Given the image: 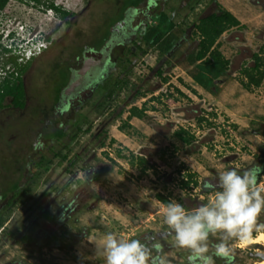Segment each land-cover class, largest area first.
<instances>
[{
	"label": "rangeland",
	"instance_id": "obj_1",
	"mask_svg": "<svg viewBox=\"0 0 264 264\" xmlns=\"http://www.w3.org/2000/svg\"><path fill=\"white\" fill-rule=\"evenodd\" d=\"M58 1L73 14L64 19L55 11L12 5L25 9L26 22L37 23L38 36H48L51 44L21 68L26 106L14 108L9 96L0 108V214L10 213L0 228V264H102L95 258L94 243L107 232L124 238L159 236L157 241L169 248L166 264H176L187 252L175 247L170 236L160 237L166 234V203L156 198L157 193L192 207L212 196L203 182L213 181L218 172L264 168V80L250 89L242 84L243 68L253 63V54L260 53L264 61V0L158 1L147 12L149 17L138 19H146L145 33L160 22V11L171 13L164 5L168 4L174 9L175 29L187 32L183 44L164 51L160 42L141 41L140 49L135 42H124V53L130 45L137 51L132 63L120 61L108 47L110 61L116 63L104 84L93 90L88 85L61 111L53 98L67 81L70 67L80 66L77 58L83 48L100 47L122 18L125 5L141 0ZM215 1L241 23L218 39L230 61L223 71L215 63L192 60L199 39L194 23L216 9ZM160 66L161 75L156 73ZM112 88L115 92L108 98ZM132 106H144V117L128 119ZM59 128L65 132L60 138ZM180 129L194 135L191 144L176 136ZM132 155L148 159L146 170L137 158L136 165L131 164ZM189 173L198 185L184 183ZM46 209L59 222L53 224L40 214ZM263 219L264 214L258 223ZM49 226L55 227L59 240L51 242ZM217 240L210 238V247ZM243 241L230 242L231 264L264 259L263 246Z\"/></svg>",
	"mask_w": 264,
	"mask_h": 264
},
{
	"label": "clouds",
	"instance_id": "obj_2",
	"mask_svg": "<svg viewBox=\"0 0 264 264\" xmlns=\"http://www.w3.org/2000/svg\"><path fill=\"white\" fill-rule=\"evenodd\" d=\"M49 10L55 11L54 8ZM28 32L18 27L0 31V43L7 51V57L20 54L16 52L22 49ZM37 40L34 36L33 42ZM2 75L7 77L6 71ZM262 179L264 168L260 166L243 171L227 169L218 172L213 181H205V190L212 192L206 203L187 207L170 201L165 205L166 235L171 237L175 247L186 250L185 264H214V257L231 264L230 241L245 240L254 231L264 230V223H258L264 214ZM212 237H218V240L210 247ZM94 244L95 258L102 260V264H166L163 245L158 241L149 247L141 239L107 232Z\"/></svg>",
	"mask_w": 264,
	"mask_h": 264
},
{
	"label": "flooded vegetation",
	"instance_id": "obj_3",
	"mask_svg": "<svg viewBox=\"0 0 264 264\" xmlns=\"http://www.w3.org/2000/svg\"><path fill=\"white\" fill-rule=\"evenodd\" d=\"M55 1L56 0H41V1H37V0H0V31L4 30L6 28H16V27L19 28L20 26H22V27H24V29H27V30H30L29 28H31V30H34L35 34L38 35L39 28L37 29V27H39V25L37 23L35 25H33V24L30 25L28 23L29 21L26 22L27 18L24 17V14H27L25 9L22 11L16 10L17 7L12 6V5H13V3L17 2L19 5H22L25 8L27 7V9L32 8V9H35V10L40 11L42 13H46L47 11H49V9L53 8V7H51V3L55 5ZM158 1H160V0H154V1L153 0H141L137 6H132V7L131 6H127V7L125 6L124 7L125 10H124V14H122V18L119 20V22H117L115 24L117 27L113 28L115 25L112 26L108 35L106 36V39L102 42L101 46L96 48L94 46H87L86 45L83 48V52H82L83 54H81V57L77 58V62L78 63L80 62V66L78 68H75V67L73 68L72 66L70 67L69 75L67 78V83L64 86H62L61 90L59 92H57L53 98L55 105L59 107L60 111L63 110L64 108L71 106V102L73 100L77 99V94H79L81 91H83V89H86L88 85H92V90H93V89H95L94 87H96V85L98 86L99 84L100 85L104 84L103 79L107 75L106 74L107 71L109 70L110 66H112L113 64L116 63L115 60L110 61V57L107 54L108 49L110 47L114 48L113 50L117 53V55H119L118 57H121L120 61H124V63L127 62L126 59L128 57H129L128 59L133 60V57L137 56V51H135L134 46L130 45L129 48H131L136 53V55H133V53L127 52V50L124 53L122 51V50H124V47L122 46V44H124V42H127V41L128 42L131 41V43L132 42L138 43V41L141 39V35L144 34L145 30L147 29L146 25L148 26L147 22L145 21L146 16L149 17V15H147V12L148 11L152 12L153 9H151V7L156 6ZM161 1H165V0H161ZM164 5L167 6V10L170 11L172 8V11H174L173 7L168 6V4H164ZM60 8L62 10H67V9H65V7H62V6H60ZM67 11H68L67 16L73 14L71 12V10H67ZM61 12L62 11H60V14H61ZM163 12H166V11L162 10L159 12V14L161 15ZM133 14L136 18L133 17ZM140 15L142 17H145V18L138 20ZM152 15L157 16L158 13L154 12ZM67 16H65L64 19ZM133 18H135V19H133ZM133 20L134 21L138 20V21L134 22ZM156 24L151 25V26L154 27ZM195 25H196V23H194V28H195ZM119 26H121L122 28H119ZM149 29H151V27H149ZM122 30H124V31H122ZM137 35H138L139 40L136 39ZM186 35H187V32H186V30H184L183 34L179 37V39L177 41H175V43L171 47V48H174V51L183 44L182 42H184L183 40H184V38H186ZM30 36H33V38H34L33 34ZM47 37L48 36H46L45 39L48 41V45H47V48H45L43 50V52L46 51L49 48V45L51 44L50 43L51 41H49L47 39ZM122 38H124V39L122 40ZM189 38H191V37H189ZM139 42H141V41H139ZM144 42H146V41L144 40ZM108 45H110V46H108ZM120 45L122 47H120ZM6 55H7V51L2 47V45L0 43V88H1L4 80L6 79V77H2L3 76L2 73L5 71H6L7 76H10L12 73L13 76H10V77L12 79H16L17 83L22 82V84L24 86V91H25V105L23 107H16L15 105H13L12 98H11L12 106L14 108H21L22 109L26 106L27 92H26V87H25V81L23 78V74L25 73V71H22L20 68L23 65H27L31 60L39 57L40 55L35 56L33 59L26 61V62H19L17 60V64L14 63V61H8V57ZM173 56H174V54L172 53L171 57H173ZM10 67H11V69L9 70ZM161 67L162 66L158 67V69L156 70L157 74L161 70ZM7 97H9V96H5V98L3 99L2 107L5 106L4 101ZM2 107H0V108H2ZM71 138H72V136H71ZM205 181H209V180H205ZM6 203H7V201H6ZM67 206H70V203ZM65 210L67 211V209H65ZM70 211H68L67 214L71 213ZM40 214H44L46 219H50L51 221H53V224H55L56 222H59V220H57V219H60V218H58V216H55V215L49 213L48 209L43 210ZM67 214H66V216L68 217ZM60 217H62V216H60ZM48 228L51 231V233H53V230L55 227L53 228L52 226H49ZM55 233H56V231L53 233V239L54 240L51 242L59 240V238L56 236ZM156 237H159V236L152 235V233H147V234L142 235L139 239H141L143 242L148 244L150 247L152 242H157ZM160 237H162V239H167L166 234H164ZM30 239H31L30 237L27 238V240H30ZM51 242H49V244ZM158 242L163 245V250L165 253L169 248L165 245V243H163L161 241H158ZM186 256H187V253L183 254L182 255V257H183L182 261L177 262L176 264H185ZM214 260H215L216 264H227L226 260H221V258H219V257H214Z\"/></svg>",
	"mask_w": 264,
	"mask_h": 264
},
{
	"label": "trees",
	"instance_id": "obj_4",
	"mask_svg": "<svg viewBox=\"0 0 264 264\" xmlns=\"http://www.w3.org/2000/svg\"><path fill=\"white\" fill-rule=\"evenodd\" d=\"M37 1H41V0H37ZM215 3H216V9H214L213 11H211L206 15L199 17L198 22L195 25V33L199 36V39L197 43V49L192 57V60L204 61L205 63H215L219 67V69L223 71L229 67L230 61L227 58H225L223 53L220 51V47H219L220 43L218 42V39L225 31L229 30L232 27L239 26L241 23L240 20L230 10L226 9L216 1ZM138 4L139 3L134 4L133 6H137ZM125 6L127 7L132 5H125ZM51 7H53L57 13H60V11H62L61 16L63 18L68 14L67 10H62L60 7H57L52 3H51ZM170 12H172V8ZM171 16H172L171 13L163 12L160 17V22H158L154 27H151V29H149L150 31H147L146 33L144 32V34H142L140 41L144 42L145 40L148 43V45H154L155 42L157 43L160 42L161 44L163 43L165 45L163 47L164 51L170 49L172 45L175 43V41H177L184 32L183 30L175 29L177 27V24L173 22ZM167 21H169L170 24H168ZM105 39L106 37L103 39V41ZM135 43H136V47L140 48V42L138 41V43L137 42ZM127 52L136 55V53L131 48H127ZM128 58L126 59L127 63H132L133 60ZM8 61H14V63L17 64V56L15 55L9 56ZM24 69L25 67L23 68V70ZM161 73L162 71L160 70L158 74L161 75ZM243 74L246 78V81L242 82L245 88L250 89L253 86L256 87L260 86V84L264 80V61L263 58L260 56V53L255 52L253 54V63L243 68ZM10 76H13V74L11 73ZM10 76L6 77L0 88V107H2V101L5 98V96H10L12 98L13 105H15L16 107H23L25 105L24 86L22 82L17 83L16 79H12ZM66 83L67 81L65 82V84ZM61 88L62 87L59 88L58 92L61 90ZM114 92H115V88L110 89V91L107 94L108 98H111ZM178 92H181V94H183L180 89H178ZM145 111L146 109L144 106L143 107L132 106L129 109L128 119H131L132 117L143 118ZM199 120H204V117H199ZM123 126L124 125L121 126V129L124 128ZM59 129L60 131L58 132L57 136L60 138L65 135V132L62 128ZM175 134L185 143L191 144L194 141V135L188 133L184 129H180L176 131ZM75 137H77V134L72 135L73 139ZM118 155L120 157H123L120 150L118 151ZM134 158L138 159L141 169L146 170L148 166V159L142 155L139 157L132 155V159L131 158L128 159L131 161V164L134 165H136ZM193 177L194 174L189 173L185 177L186 179L184 183L186 185H189L190 183L193 182L196 185H198L199 182L197 180H193ZM204 184L205 181L203 182V185ZM156 198L159 201L166 204L169 202L166 196L163 195L162 193H157ZM9 214L6 216L3 215L1 216L0 214V228L4 227V224L7 221ZM232 259H234L233 255H231V260Z\"/></svg>",
	"mask_w": 264,
	"mask_h": 264
},
{
	"label": "built area",
	"instance_id": "obj_5",
	"mask_svg": "<svg viewBox=\"0 0 264 264\" xmlns=\"http://www.w3.org/2000/svg\"><path fill=\"white\" fill-rule=\"evenodd\" d=\"M55 4L63 6L62 2H59L58 0L55 1ZM20 29L24 30V27L20 26ZM30 35H31V33L28 32L27 38L23 43L24 45L23 46L21 45L22 49L17 50V52H16L17 54L20 53L17 56V60L19 62H26V61L30 60L33 56L40 55L43 52V50L45 48H47L48 41L45 38L43 39L41 36L33 34L34 36L38 37V40L33 42V36H30Z\"/></svg>",
	"mask_w": 264,
	"mask_h": 264
},
{
	"label": "bare ground",
	"instance_id": "obj_6",
	"mask_svg": "<svg viewBox=\"0 0 264 264\" xmlns=\"http://www.w3.org/2000/svg\"><path fill=\"white\" fill-rule=\"evenodd\" d=\"M244 244H258L264 247V231H260L254 236L249 237L243 241ZM255 264H264V259Z\"/></svg>",
	"mask_w": 264,
	"mask_h": 264
},
{
	"label": "water",
	"instance_id": "obj_7",
	"mask_svg": "<svg viewBox=\"0 0 264 264\" xmlns=\"http://www.w3.org/2000/svg\"><path fill=\"white\" fill-rule=\"evenodd\" d=\"M260 255L264 257V254H263V253H262V254H260Z\"/></svg>",
	"mask_w": 264,
	"mask_h": 264
}]
</instances>
